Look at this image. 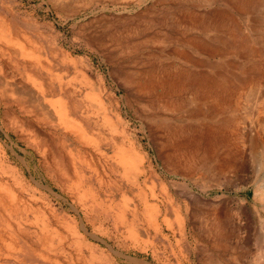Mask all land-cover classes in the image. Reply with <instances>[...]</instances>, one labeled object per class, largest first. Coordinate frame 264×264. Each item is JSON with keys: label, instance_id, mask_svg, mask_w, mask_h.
<instances>
[{"label": "rangeland", "instance_id": "374dc122", "mask_svg": "<svg viewBox=\"0 0 264 264\" xmlns=\"http://www.w3.org/2000/svg\"><path fill=\"white\" fill-rule=\"evenodd\" d=\"M214 1L0 0V264H264V0L249 21H206L219 52L184 63L166 49L178 11ZM148 63L228 88L191 81L168 119L137 95ZM219 122L196 144L198 130L168 131Z\"/></svg>", "mask_w": 264, "mask_h": 264}, {"label": "bare ground", "instance_id": "6f19581e", "mask_svg": "<svg viewBox=\"0 0 264 264\" xmlns=\"http://www.w3.org/2000/svg\"><path fill=\"white\" fill-rule=\"evenodd\" d=\"M205 1V0H204ZM189 2V1H188ZM214 2L219 3L222 5V9L217 10V8L215 9H209V5L207 7H205V11L202 12H196L191 10L190 8H186V10H180L177 13V17L175 18L174 22L168 26H166V30L169 32V34L167 35L168 39L170 40L172 46H168L166 47V49H170V52L172 55L177 56L178 58H181L184 60V63L186 62H190L191 61V56L189 54V51L191 49L196 50L198 53H206L208 51L211 52H216V47H212L210 45L213 44H208L205 40V34L209 33L208 31L210 30L206 21L211 20V18H219V20L225 19V20H231L234 16H238L241 18H246L247 20L250 18L252 12V4H253V0H215ZM186 4V3H185ZM184 4V5H185ZM192 4V3H190ZM197 4V3H196ZM201 4V3H200ZM208 4V3H207ZM212 5V4H211ZM198 6V5H196ZM204 7V5L202 6ZM194 8V7H193ZM199 9V7H197ZM233 16V17H232ZM221 18V19H220ZM256 20V19H255ZM215 21V20H214ZM223 21V20H222ZM235 21V20H233ZM249 21V20H248ZM251 21V20H250ZM226 22V21H225ZM224 22V23H225ZM238 22V21H237ZM209 24V23H208ZM238 24V23H237ZM222 26V25H221ZM225 28V27H224ZM223 29V27H222ZM231 29V28H228ZM235 29V28H234ZM256 30V29H255ZM229 31V30H228ZM192 32H195L192 34ZM240 33V32H239ZM227 34V32H226ZM205 35V36H204ZM231 35V34H230ZM239 35V34H238ZM258 36V35H257ZM208 37V36H207ZM237 38V37H236ZM247 38V37H246ZM166 39V38H165ZM234 39V38H233ZM230 40V39H228ZM249 40V39H248ZM248 40L245 39V37H242V46L239 45V47H241V50L239 51L238 54L241 55H247L248 51H252L250 49V44L248 43ZM257 40V39H256ZM208 41V40H207ZM231 41V40H230ZM233 41V40H232ZM259 41V39H258ZM169 42V44H170ZM257 42V41H256ZM234 43V42H233ZM255 43V42H254ZM259 43V42H257ZM255 43V44H257ZM220 44V43H219ZM231 44H229L228 42L226 43V46H230ZM234 45V44H233ZM236 47V46H235ZM259 47V46H257ZM261 47V46H260ZM221 48V47H220ZM227 48V47H226ZM232 48V47H231ZM254 48V47H253ZM262 48V47H261ZM219 49V48H218ZM237 50V48H234ZM260 49V48H259ZM258 49V51H259ZM220 50V49H219ZM219 50H217L219 52ZM195 51V52H196ZM237 51V52H238ZM261 51V50H260ZM196 52V53H197ZM216 54V53H215ZM220 54V53H219ZM153 64L154 63H148L145 64L144 67L147 69L146 71L143 70L141 75L139 77H137L135 84L137 87V95L140 98H144L146 101H159L162 102V107L165 108L167 111H171V113H166L168 117V119H174V118H178L176 115L179 112L173 113L172 110H170L171 108H174L175 110H179L181 109V104L177 105V103L174 101L173 97L176 96H181L182 93H187L190 90V83L191 81L193 82H198V87L203 88V85H205L208 82H212L215 83L217 88H220L225 91H227L226 89L228 88V86H226V80L225 79H219V78H210V75H201L197 74L198 72H196L195 74L192 73V71L186 67H184L185 65H181V66H176L174 63L173 64H166L164 66H160L158 69L161 71L159 73L160 74H155V71H153ZM152 68V69H151ZM157 71V70H156ZM140 73V72H139ZM204 74V73H203ZM128 75V74H127ZM132 76V75H131ZM136 76V74H135ZM210 76V77H209ZM129 77V76H128ZM134 79V78H133ZM225 80V81H224ZM214 81V82H213ZM134 84V82H133ZM208 85V84H207ZM192 88V87H191ZM194 90V89H193ZM196 90V89H195ZM202 90H200L201 92ZM207 91V90H205ZM24 92V90H23ZM224 94V93H223ZM198 95V94H197ZM218 96V95H217ZM205 97V96H204ZM32 99V98H31ZM228 99V98H227ZM30 100V99H29ZM33 100V99H32ZM226 101L227 100H223L222 103L219 102H214L212 104V110L211 112H221L223 110L226 109ZM230 101V100H229ZM30 102V101H29ZM170 102H175V104L173 105V107H171L168 103ZM41 104V102H40ZM43 105V104H42ZM46 105V104H45ZM50 105H54L50 104ZM160 105V104H159ZM65 106V105H64ZM57 107V106H56ZM160 107V106H159ZM170 108V109H169ZM48 110V109H47ZM198 110V111H197ZM195 112H188L187 115L185 116V119H190L191 118H196L200 109H197ZM41 111V110H40ZM46 111V110H45ZM47 112V111H46ZM48 113V112H47ZM66 113H64L63 109L58 106L57 107V111H56V115H57V126H61L62 124L69 128L71 130V132L76 133V135H80L77 126L75 123H73L70 120L66 119L65 116ZM39 115V114H38ZM162 115V114H161ZM154 116V115H153ZM156 116V115H155ZM50 117V116H49ZM48 117V118H49ZM54 118V117H53ZM158 118V117H155ZM69 119V118H68ZM160 119V117H159ZM179 119H183V117H180ZM167 120V119H166ZM162 121V120H161ZM164 121V120H163ZM159 122V121H158ZM54 123V122H53ZM56 123V122H55ZM44 125L46 124L43 123ZM181 125V124H180ZM177 125V126H173L171 128L168 129V131H181V130H185V132L190 131V132H195V130L197 131L198 134V138L199 140H196L198 138H194V137H189L187 136V139L193 143L196 144L197 141H200V139H204L206 141H209L211 138V136H213V134L215 132V130H221L224 127V124H220L219 123H210V124H202V125H198V126H193L191 123H187V124H182L181 126ZM50 126V125H49ZM79 126V125H78ZM51 127V126H50ZM64 127V128H65ZM80 127V126H79ZM158 127V126H157ZM161 127H163L161 125ZM166 127V126H165ZM164 127V128H165ZM52 128V127H51ZM160 128V126H159ZM225 128V127H224ZM66 129V128H65ZM84 130V129H83ZM60 131V130H59ZM62 131V130H61ZM182 131V132H183ZM66 132V131H65ZM70 132V133H71ZM67 133V132H66ZM68 133V134H70ZM67 134V135H68ZM175 134V133H174ZM63 136L65 134H62ZM61 135V136H62ZM193 135V134H192ZM176 136V135H175ZM190 136V135H189ZM77 137V136H76ZM194 138V139H193ZM66 139V138H65ZM73 140V138H72ZM71 140V141H72ZM75 140V138H74ZM80 140V139H78ZM175 140V139H174ZM177 140V139H176ZM63 141V140H62ZM77 141V140H76ZM69 142V140H68ZM80 142V141H79ZM78 142V143H79ZM174 142V141H173ZM172 142V143H173ZM70 143V142H69ZM77 143V144H78ZM170 144V143H169ZM185 144V142H184ZM211 145H214V143L210 142ZM79 145V144H78ZM77 145V146H78ZM174 146V144H172ZM71 146V145H70ZM82 146V145H80ZM171 146V145H170ZM213 147V146H212ZM78 147H76L77 150ZM170 148V147H169ZM81 149V148H79ZM78 149V150H79ZM172 150V149H171ZM174 150V149H173ZM76 152V151H74ZM83 152V151H82ZM78 153V152H77ZM80 153V152H79ZM83 153H86L85 151ZM81 155V154H80ZM79 155V156H80ZM85 155V154H84ZM88 157V156H87ZM83 158V157H82ZM86 159V158H85ZM136 162V161H135ZM138 163V162H137ZM132 194V193H131ZM130 194V195H131ZM126 196V195H125ZM134 197V196H132ZM136 198V197H135ZM139 200V199H138ZM154 200V199H153ZM131 201V200H130ZM148 202V201H147ZM138 203V202H137ZM133 204V208L130 211V215H131V220L128 224V226L134 228L137 225V216H136V206ZM159 205V204H158ZM138 206V205H137ZM130 207V206H129ZM156 207V206H155ZM158 208V207H157ZM140 209V208H139ZM143 209V208H142ZM155 209V208H153ZM152 208H148L147 209V218H149L150 220H154L153 216H154V210ZM127 210V208H126ZM129 210V209H128ZM128 212V211H127ZM141 212V211H140ZM138 214V213H137ZM126 215H128V213H126ZM130 217V216H129ZM157 217V216H156ZM127 225V224H126ZM133 231V230H132ZM147 233V232H146ZM130 234V232H129ZM136 235V234H135Z\"/></svg>", "mask_w": 264, "mask_h": 264}, {"label": "crops", "instance_id": "0c3cea01", "mask_svg": "<svg viewBox=\"0 0 264 264\" xmlns=\"http://www.w3.org/2000/svg\"><path fill=\"white\" fill-rule=\"evenodd\" d=\"M259 37H260V36L258 35L257 40L260 39Z\"/></svg>", "mask_w": 264, "mask_h": 264}]
</instances>
